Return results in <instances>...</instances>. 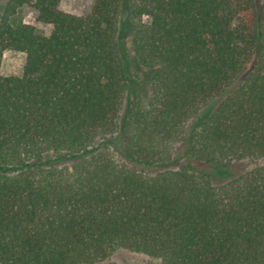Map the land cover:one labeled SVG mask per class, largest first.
<instances>
[{"label":"trees","instance_id":"obj_1","mask_svg":"<svg viewBox=\"0 0 264 264\" xmlns=\"http://www.w3.org/2000/svg\"><path fill=\"white\" fill-rule=\"evenodd\" d=\"M60 1L0 5V264H264V0Z\"/></svg>","mask_w":264,"mask_h":264},{"label":"rangeland","instance_id":"obj_2","mask_svg":"<svg viewBox=\"0 0 264 264\" xmlns=\"http://www.w3.org/2000/svg\"><path fill=\"white\" fill-rule=\"evenodd\" d=\"M95 0H61L58 6V9L64 13L73 14L76 16H84L86 15ZM4 2V0H0V5ZM262 3V2H260ZM13 21L16 24H27L34 28L35 32L39 35L48 36L51 31L50 25H45L37 21V13L30 6H22L16 14L13 16ZM144 23L148 22V19L144 18ZM130 29H124L123 35L127 41L128 35L130 34ZM124 41V39H123ZM23 63V56L19 53L13 51H6L3 55L0 71L4 76L7 75H18L21 72ZM242 164H234L227 171H223L220 174L222 175V179L233 175L238 174L243 169ZM203 168V167H201ZM203 169L208 170V168L204 167ZM212 172V171H209ZM220 176V175H218ZM219 181V178H215V182ZM149 259L144 255L128 252L125 250H117L113 254H111L108 261L118 263V264H144Z\"/></svg>","mask_w":264,"mask_h":264}]
</instances>
